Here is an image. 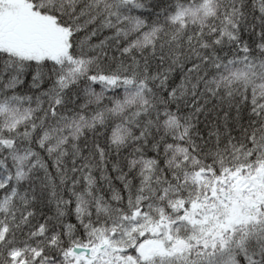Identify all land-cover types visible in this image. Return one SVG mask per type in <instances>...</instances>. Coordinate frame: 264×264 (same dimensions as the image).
<instances>
[{
	"label": "snow or ice",
	"instance_id": "obj_1",
	"mask_svg": "<svg viewBox=\"0 0 264 264\" xmlns=\"http://www.w3.org/2000/svg\"><path fill=\"white\" fill-rule=\"evenodd\" d=\"M0 264H264V0H0Z\"/></svg>",
	"mask_w": 264,
	"mask_h": 264
}]
</instances>
